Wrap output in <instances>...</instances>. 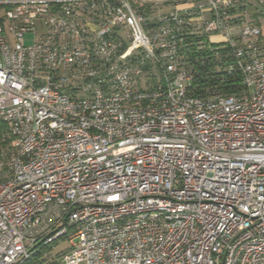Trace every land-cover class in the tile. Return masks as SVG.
<instances>
[{
	"label": "built area",
	"instance_id": "built-area-1",
	"mask_svg": "<svg viewBox=\"0 0 264 264\" xmlns=\"http://www.w3.org/2000/svg\"><path fill=\"white\" fill-rule=\"evenodd\" d=\"M176 1H0V264H264V36Z\"/></svg>",
	"mask_w": 264,
	"mask_h": 264
},
{
	"label": "trees",
	"instance_id": "trees-1",
	"mask_svg": "<svg viewBox=\"0 0 264 264\" xmlns=\"http://www.w3.org/2000/svg\"><path fill=\"white\" fill-rule=\"evenodd\" d=\"M3 1V0H0ZM8 6L0 5V21H2L3 13ZM3 13L1 14V12ZM196 74L193 77V85L195 87L194 94L199 96L214 95H231L241 90L240 76L237 71L227 72L216 70L212 66H202L193 64Z\"/></svg>",
	"mask_w": 264,
	"mask_h": 264
},
{
	"label": "crops",
	"instance_id": "crops-1",
	"mask_svg": "<svg viewBox=\"0 0 264 264\" xmlns=\"http://www.w3.org/2000/svg\"><path fill=\"white\" fill-rule=\"evenodd\" d=\"M171 9L170 10H182L188 7L187 3L184 2V0H177L175 3L170 4ZM259 9H261L258 4L257 6H254L253 3H251L249 0H246V4L244 7L245 10V18L248 22L258 26V28L261 30L262 35L264 36V31L260 28V17L264 16ZM262 11V9H261Z\"/></svg>",
	"mask_w": 264,
	"mask_h": 264
},
{
	"label": "rangeland",
	"instance_id": "rangeland-1",
	"mask_svg": "<svg viewBox=\"0 0 264 264\" xmlns=\"http://www.w3.org/2000/svg\"><path fill=\"white\" fill-rule=\"evenodd\" d=\"M251 3H253L254 6H257V3L255 0H249ZM171 6L169 5H164L161 7V11L162 12H167L170 11ZM259 11L264 15V10L261 11V9H259ZM3 13V11L1 12V14ZM260 21V28L264 31V16L260 17L259 19ZM30 36H26L25 37V44L28 45L31 43L30 41ZM60 241V242H59ZM58 242L52 244V246H55V249L52 251L53 254H57L60 253L61 251H63L65 248H67L68 243L66 242V240H59ZM60 243V244H59ZM43 258V253L38 254L36 259H42Z\"/></svg>",
	"mask_w": 264,
	"mask_h": 264
}]
</instances>
